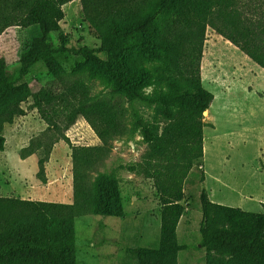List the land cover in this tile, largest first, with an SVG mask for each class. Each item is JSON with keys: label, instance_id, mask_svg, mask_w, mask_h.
I'll list each match as a JSON object with an SVG mask.
<instances>
[{"label": "rangeland", "instance_id": "1", "mask_svg": "<svg viewBox=\"0 0 264 264\" xmlns=\"http://www.w3.org/2000/svg\"><path fill=\"white\" fill-rule=\"evenodd\" d=\"M234 1L242 25L264 26V0ZM62 10L60 31L52 32L51 37L58 46L60 36H64L68 51L58 56L54 71L42 63L33 66L27 78L30 96L21 104L24 115L2 126L5 145L0 152V197L71 204V151L60 135H65L73 146L98 145V139L80 116L67 130L66 125L81 105L99 101L121 104L126 109V135L113 141L111 154L89 177L93 194L106 204L110 215L91 213L75 218L76 264H137V259L127 254L124 247L159 248L162 223L168 217L174 218L170 210L173 205L181 207L174 236L183 249L175 256L176 264H205L199 234L202 188L213 203L263 212L264 70L206 28L200 78L203 87L213 95L203 115L206 157L203 154L200 168L195 167L185 178L173 181L162 194L154 180L124 169L139 163L146 152L138 120L156 118L163 122L161 108L128 101L119 83L102 69L104 55H79L82 47L96 49L108 37L96 35L84 21L79 0L63 5ZM41 37L39 26L10 27L1 34L0 59L5 60L12 78L18 75L20 56L30 48L33 39ZM160 55L161 49L152 33H148L142 47L131 40L112 65L141 97L152 99L170 93L156 81ZM131 57L141 59L139 70H128ZM63 90L66 95L61 101L41 100L43 91L53 96ZM47 151L49 158L42 165V172L39 160Z\"/></svg>", "mask_w": 264, "mask_h": 264}, {"label": "trees", "instance_id": "2", "mask_svg": "<svg viewBox=\"0 0 264 264\" xmlns=\"http://www.w3.org/2000/svg\"><path fill=\"white\" fill-rule=\"evenodd\" d=\"M73 0H0V36L10 27L39 26L42 37L35 38L19 58L16 78L0 59V152L5 138L2 126L24 115L21 104L30 96L27 78L38 63L54 71L57 58L68 50L64 36L55 46L51 33L59 32L64 18L63 5ZM84 21L98 36H107L96 49L82 47L78 54L104 55L102 69L115 79L131 103L161 108L164 121L138 120L146 143L141 161L124 167L129 173L154 180L162 194L175 180L185 178L203 163V112L208 111L213 95L200 78V62L206 28L229 41L264 70V26L242 25L234 0H79ZM237 18V19H236ZM117 29H127L118 32ZM152 33L162 51L161 65L155 69L156 81L170 93L152 99L141 97L133 85L112 64L131 40L142 47L144 36ZM141 59L131 57L130 71H137ZM66 90L51 96L41 93V100H63ZM80 116L99 141L95 146H73L61 134L71 151V204L0 197V264H76L74 259L76 217L85 214L109 216L106 204L97 200L89 186L90 174L112 152L113 141L126 135V109L121 104L103 101L81 105L66 125V130ZM49 151L39 160L42 165ZM41 172V173H42ZM204 181V175H200ZM200 246L205 264H264V204L262 213L213 203L205 188L200 196ZM172 209V210H171ZM173 217L164 219L159 248L124 247L137 264H176V254L183 249L175 241L174 228L179 205L170 208Z\"/></svg>", "mask_w": 264, "mask_h": 264}, {"label": "crops", "instance_id": "3", "mask_svg": "<svg viewBox=\"0 0 264 264\" xmlns=\"http://www.w3.org/2000/svg\"><path fill=\"white\" fill-rule=\"evenodd\" d=\"M210 140L212 141V138L211 137H210ZM205 143H206V140L204 141V146H205ZM204 154H205V152H204ZM205 157H206V154H205Z\"/></svg>", "mask_w": 264, "mask_h": 264}, {"label": "bare ground", "instance_id": "4", "mask_svg": "<svg viewBox=\"0 0 264 264\" xmlns=\"http://www.w3.org/2000/svg\"><path fill=\"white\" fill-rule=\"evenodd\" d=\"M205 114H206V112L203 115H205Z\"/></svg>", "mask_w": 264, "mask_h": 264}, {"label": "water", "instance_id": "5", "mask_svg": "<svg viewBox=\"0 0 264 264\" xmlns=\"http://www.w3.org/2000/svg\"><path fill=\"white\" fill-rule=\"evenodd\" d=\"M205 112H203V114H204Z\"/></svg>", "mask_w": 264, "mask_h": 264}]
</instances>
